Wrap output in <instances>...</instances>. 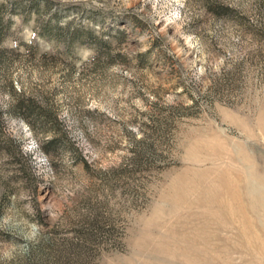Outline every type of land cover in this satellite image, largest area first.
<instances>
[{"label":"rangeland","instance_id":"rangeland-1","mask_svg":"<svg viewBox=\"0 0 264 264\" xmlns=\"http://www.w3.org/2000/svg\"><path fill=\"white\" fill-rule=\"evenodd\" d=\"M0 264H264V0H0Z\"/></svg>","mask_w":264,"mask_h":264},{"label":"trees","instance_id":"trees-1","mask_svg":"<svg viewBox=\"0 0 264 264\" xmlns=\"http://www.w3.org/2000/svg\"><path fill=\"white\" fill-rule=\"evenodd\" d=\"M19 108L23 109V114L25 115V117H28V114L29 115L35 114L37 117L42 119V121L45 125L52 124L53 127H56V125H57V121H58L57 117H55L51 112L38 110V108H36L33 103L20 104ZM55 140H56V138L53 137L50 140H47L46 143H49V142H52ZM42 146H43V148H46L45 144H43Z\"/></svg>","mask_w":264,"mask_h":264}]
</instances>
